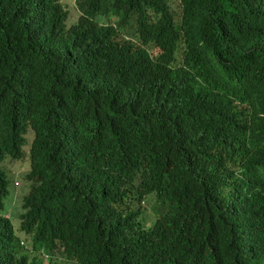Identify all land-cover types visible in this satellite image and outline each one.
Listing matches in <instances>:
<instances>
[{
    "label": "trees",
    "instance_id": "16d2710c",
    "mask_svg": "<svg viewBox=\"0 0 264 264\" xmlns=\"http://www.w3.org/2000/svg\"><path fill=\"white\" fill-rule=\"evenodd\" d=\"M75 3L0 0V264H264V0Z\"/></svg>",
    "mask_w": 264,
    "mask_h": 264
},
{
    "label": "clouds",
    "instance_id": "9594fccd",
    "mask_svg": "<svg viewBox=\"0 0 264 264\" xmlns=\"http://www.w3.org/2000/svg\"><path fill=\"white\" fill-rule=\"evenodd\" d=\"M76 8H77V6H76ZM77 10H78V8H77ZM78 13L80 15L81 12L78 10ZM78 18H79V16H78ZM72 23H74V22H70V24H72ZM113 26L116 27V23H113ZM247 29H251V25H249L247 27ZM194 42L203 46L207 50V52L213 56H217L223 49L222 44L207 42L205 40H200L198 38H195ZM207 65L209 66V63ZM31 145L32 144H29L27 147L24 148L25 156L21 160H14L11 156L12 152H9V151L3 149L0 146V167L2 165H4V163L6 161L13 162L17 165L22 164L24 161L27 160V158L30 155L29 153H30ZM29 171H30V169L22 166L17 170V176L11 177L10 181L9 180H5V181L0 180L1 185L6 188V192L8 191V196L5 199V202L7 204V208L5 211L4 210L0 211V215H2V217L5 218L6 220L10 221V223L12 224V227L15 231V235L18 239H20V241H21L20 244L23 247L25 246V242L22 240V238L25 236V234L21 230V223L23 222V216L27 211L24 207L25 201H26L27 197L32 192V190H31L32 182L29 181L30 178H28V176H27ZM23 182H25L28 186V192L26 194H20L19 191L17 190L18 188H20L22 186ZM11 186L14 187V189H15L14 192H12L10 190ZM253 196H254V198L258 197L255 195H253ZM44 201L47 204L52 205L51 203H48V201H51V199L49 197L44 196ZM129 206L130 207L127 209L135 211L139 216H141L145 221H147L148 226L150 225V222H149L150 220L154 221L156 218L162 217L163 213H164V212L158 211L154 206L149 205L147 202V198L145 199V196L139 197V199L137 201H131ZM22 210H23V212H22ZM12 219L19 220L20 225L17 229H16V227H14V225L12 223ZM16 232H19L21 234V236H18ZM108 241L110 243L114 244L115 246L119 247V239L112 230L109 231ZM24 249H25V247H24ZM160 250H163L164 252H170L171 253L174 250V248H165V247L161 246ZM48 259H49V256L45 255L44 264H49ZM71 263L77 264L76 262H71Z\"/></svg>",
    "mask_w": 264,
    "mask_h": 264
},
{
    "label": "rangeland",
    "instance_id": "374dc122",
    "mask_svg": "<svg viewBox=\"0 0 264 264\" xmlns=\"http://www.w3.org/2000/svg\"><path fill=\"white\" fill-rule=\"evenodd\" d=\"M76 0H62V3L64 4V5H66V6H68L69 7V9H70V11H71V19H70V22H74V21H76L77 19H78V16H79V13H78V10H77V8H76ZM10 190L12 191V192H14L15 191V189H14V187L13 186H11V188H10ZM18 191H19V193L20 194H26L27 192H28V186H27V184L25 183V182H23L22 183V186L20 187V188H18L17 189ZM18 206V205H17ZM22 212H23V210H22ZM12 223H13V225H14V227H16V229L19 227V225H20V222H19V220H14V219H12ZM17 233V235L18 236H21V234L19 233V232H16ZM22 240L25 242V250L27 251V250H29V246H30V241H29V239H28V237H26V236H24L23 238H22ZM65 264H74V263H71V262H69V261H66V260H64L63 261Z\"/></svg>",
    "mask_w": 264,
    "mask_h": 264
}]
</instances>
